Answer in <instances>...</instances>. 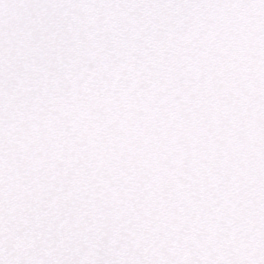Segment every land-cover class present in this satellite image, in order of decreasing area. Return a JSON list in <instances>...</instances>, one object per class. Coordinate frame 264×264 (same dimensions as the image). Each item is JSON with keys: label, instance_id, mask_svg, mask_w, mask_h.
Instances as JSON below:
<instances>
[{"label": "snow or ice", "instance_id": "1", "mask_svg": "<svg viewBox=\"0 0 264 264\" xmlns=\"http://www.w3.org/2000/svg\"><path fill=\"white\" fill-rule=\"evenodd\" d=\"M0 264H264V0H0Z\"/></svg>", "mask_w": 264, "mask_h": 264}]
</instances>
